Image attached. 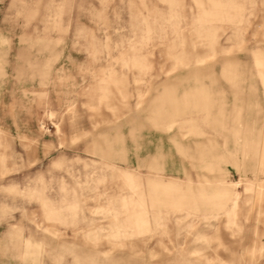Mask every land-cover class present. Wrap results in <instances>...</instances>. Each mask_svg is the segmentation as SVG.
<instances>
[{
	"label": "rangeland",
	"instance_id": "1",
	"mask_svg": "<svg viewBox=\"0 0 264 264\" xmlns=\"http://www.w3.org/2000/svg\"><path fill=\"white\" fill-rule=\"evenodd\" d=\"M0 264H264V0H0Z\"/></svg>",
	"mask_w": 264,
	"mask_h": 264
},
{
	"label": "crops",
	"instance_id": "2",
	"mask_svg": "<svg viewBox=\"0 0 264 264\" xmlns=\"http://www.w3.org/2000/svg\"><path fill=\"white\" fill-rule=\"evenodd\" d=\"M256 59L258 60L259 59V54H256ZM260 134H258V136L261 135V132L259 131ZM260 141V138L258 137L257 141H256V147H257V144L258 142Z\"/></svg>",
	"mask_w": 264,
	"mask_h": 264
}]
</instances>
